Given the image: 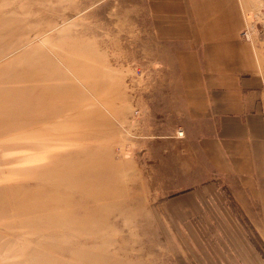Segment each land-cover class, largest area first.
Instances as JSON below:
<instances>
[{
  "label": "rangeland",
  "instance_id": "1",
  "mask_svg": "<svg viewBox=\"0 0 264 264\" xmlns=\"http://www.w3.org/2000/svg\"><path fill=\"white\" fill-rule=\"evenodd\" d=\"M159 1L0 0V264H264V174L182 171L172 74L201 14L264 84V0H193L175 38Z\"/></svg>",
  "mask_w": 264,
  "mask_h": 264
},
{
  "label": "crops",
  "instance_id": "2",
  "mask_svg": "<svg viewBox=\"0 0 264 264\" xmlns=\"http://www.w3.org/2000/svg\"><path fill=\"white\" fill-rule=\"evenodd\" d=\"M216 2L218 5L214 7L220 6L222 0ZM192 3L193 0L187 3L160 0L157 4L158 11L174 13L173 24L168 22L164 26L174 27L173 38L179 27L176 17L182 11L194 15L195 5L206 8L207 1ZM201 10L205 13L208 9ZM224 25L226 22L222 19L206 20L200 14L198 20L187 23L189 36L183 38L181 47L173 52L172 74L180 77L178 91L185 104L184 115L189 117L188 124L183 127L186 145L183 152L187 153L182 171L205 164L206 172L212 175L232 173L237 179L252 181L264 174V84L257 73V76H248L238 69L235 58L239 43H231L229 39L220 41ZM193 28H215L216 31L208 42L201 29L197 37ZM176 41L179 43L178 39ZM209 188L188 195V203H193L194 196L206 197ZM187 216L181 218H189Z\"/></svg>",
  "mask_w": 264,
  "mask_h": 264
},
{
  "label": "built area",
  "instance_id": "3",
  "mask_svg": "<svg viewBox=\"0 0 264 264\" xmlns=\"http://www.w3.org/2000/svg\"><path fill=\"white\" fill-rule=\"evenodd\" d=\"M178 136H182V131H179L178 132Z\"/></svg>",
  "mask_w": 264,
  "mask_h": 264
}]
</instances>
